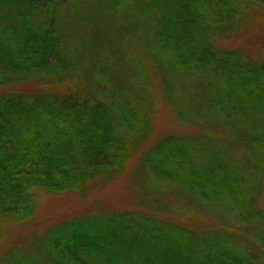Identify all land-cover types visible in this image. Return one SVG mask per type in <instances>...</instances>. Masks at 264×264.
<instances>
[{"label": "trees", "instance_id": "16d2710c", "mask_svg": "<svg viewBox=\"0 0 264 264\" xmlns=\"http://www.w3.org/2000/svg\"><path fill=\"white\" fill-rule=\"evenodd\" d=\"M254 4L0 0V244L41 193L83 200L135 161L144 185L130 207L94 200L23 232L0 264H264V60L217 46ZM159 85L180 117L234 126L246 164L164 134ZM165 187L199 209L170 206Z\"/></svg>", "mask_w": 264, "mask_h": 264}, {"label": "rangeland", "instance_id": "374dc122", "mask_svg": "<svg viewBox=\"0 0 264 264\" xmlns=\"http://www.w3.org/2000/svg\"><path fill=\"white\" fill-rule=\"evenodd\" d=\"M251 17L246 18L244 14H241L242 24L234 33L227 38H221L217 42L218 48L226 50H240L244 55L253 60H264V6H258L254 4L251 8ZM157 82V81H156ZM192 82L181 83L179 90L186 92L191 88ZM160 87V98L162 101L161 116L159 119V128L164 130V134L169 132H175L178 135L189 136L191 138L198 137V140L208 144H214L218 147H227L230 154L237 159L239 165H245V157H251L247 155L246 151L242 148L239 140L234 141V134L238 133L237 129L231 124L224 123L219 119H210L207 116L200 113H193L191 109H185L187 111L186 118H182L177 114V111L169 105L166 100L163 87ZM158 88V87H157ZM200 88L198 92H200ZM160 135L163 133L160 132ZM197 135V136H196ZM246 161V162H245ZM254 161V160H252ZM139 161H135L134 165L121 177L109 178L106 181H100L96 187H94L88 198L79 200L74 196L68 194L50 196L45 193H41L38 198L37 212L35 216L18 226V230H14L15 227L7 229L6 240L0 244V248L12 244L19 239V236L25 232L27 233L31 229L42 230L48 225L50 221L57 218H65L76 212H81L83 209H88L92 201L96 200L99 204H108L109 206L117 208H125L134 205L137 202L136 195L137 189L133 186V180H138L141 184V188L144 185L136 173ZM264 178V175H263ZM139 188V189H141ZM174 188L165 187L162 192V197L170 196L168 204L170 206L184 207L186 204L195 209H199L198 205L194 203H188L184 198H175L173 195ZM165 198V199H167ZM175 200V201H174ZM258 204L264 209V183L259 187L258 191Z\"/></svg>", "mask_w": 264, "mask_h": 264}]
</instances>
